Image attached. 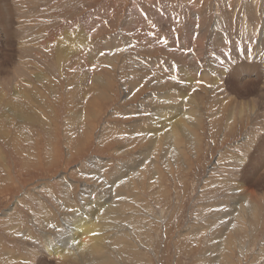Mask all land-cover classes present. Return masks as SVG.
Instances as JSON below:
<instances>
[{
  "label": "rangeland",
  "instance_id": "374dc122",
  "mask_svg": "<svg viewBox=\"0 0 264 264\" xmlns=\"http://www.w3.org/2000/svg\"><path fill=\"white\" fill-rule=\"evenodd\" d=\"M189 1L34 0L12 12L27 22L15 17L0 33V264H39L44 242L63 238L60 224L69 229L75 209H91V189L105 198L112 190L118 202L112 217L98 215L110 222L105 239L60 264H264V187L237 170L258 132L251 116L237 115L228 130L200 94L194 146L156 131L157 114L173 115L158 93L181 87L166 75L158 89L152 64L181 69L191 60L148 41L161 24L169 38L160 16ZM36 30L43 36L29 44Z\"/></svg>",
  "mask_w": 264,
  "mask_h": 264
},
{
  "label": "bare ground",
  "instance_id": "6f19581e",
  "mask_svg": "<svg viewBox=\"0 0 264 264\" xmlns=\"http://www.w3.org/2000/svg\"><path fill=\"white\" fill-rule=\"evenodd\" d=\"M202 1L203 0H198V2L195 1L194 3L193 0H190L188 3L189 6H191V19L193 18L192 21L194 23L187 20V10L189 6H184V9L181 5V9L178 7H175L174 9L169 7L165 11L162 10L165 15L163 14V16H160V19L165 20L166 18L168 19L167 21H170L167 22V24L168 27L171 25L170 31L172 34H170V37L168 38L169 34L166 29L163 28V24H161V26L156 25V28L158 27V29H156L157 32H155V36H151L148 41L149 49L157 50L160 47V39H162L165 42V45L163 46H166L168 42L170 47L178 48L175 49L174 52L180 60H191L190 65L188 66L181 63V69L176 68L177 63H168L164 66H159V63L154 61L152 64L153 71H156V73L154 72L153 74L154 83L157 84L156 87H158V89L164 84L166 75L171 76V80L174 79L173 81H177V84H180L181 87V89H178L180 90L179 92H176V89H171L167 92L166 96H162L160 92L158 93V97L162 98L166 104H169L168 106L172 107L169 108L170 111L168 115L170 116L172 113L173 115L171 119L165 122V112H163L164 117L161 116L162 112H160L161 114H157V125L159 128L156 131L167 127V134H171L168 138L174 143V145L179 144L178 142H180L181 138H186L188 140L190 139L194 146L196 142L195 140L193 141V135L196 133L201 122L200 94H207L211 97L210 101L214 103L212 105L214 108L213 120L217 121L219 120V117L225 115L224 125L228 130L234 127L237 115L251 116L252 124L258 132L255 135L252 134L253 139H251V143L246 144L244 147V154L240 156L241 160L238 161L240 166L237 167V170H240L239 174L242 176H240L241 179L250 182V186L255 183L254 185H256V187L260 185L261 188H263L264 0H219L211 6L212 8H209V3L206 4L207 2L205 3ZM33 2L34 0H0V33H7L10 31L11 27H14L12 19L15 17H17V23L19 26L21 24L24 25L27 21H21L22 17L19 14L14 16L12 12L16 11V7H25L26 5L33 4ZM203 5H206L205 8ZM223 5H225V8ZM204 9L206 10L205 13ZM184 13L186 15V21L182 20L184 19V17L182 18ZM160 19L158 22H161ZM144 22L146 24V21ZM38 31L36 30L32 33L33 36L30 38L29 44L34 42L36 44L39 42V39L43 34L41 36V33ZM23 33L25 32L21 33V42L24 39L22 36ZM193 35H195L196 39H192ZM143 37H141V39ZM110 43V40H105L103 42L104 47L107 48ZM19 46L21 48V46L25 47L26 45L19 43ZM29 47L34 48L36 46L30 45ZM168 49V46L163 47L165 53ZM6 57L7 54L5 52L0 54L1 61ZM1 61L0 63L3 62ZM20 67L23 66L20 65ZM169 72H171V74H169ZM163 80L164 82L161 84ZM172 87H175L173 83L171 85V88ZM3 95L0 93V97ZM248 138L247 134L244 138V143L247 142ZM165 143V148H169V146L172 147L171 143L166 141ZM250 179H252V181H249ZM86 191L88 192V190ZM90 192L92 197H89L87 201L90 203V208H94V210L91 211V209L89 210L88 208V210H86L85 206V210L82 212L75 209L74 211H76L77 214H72L73 218L69 219V222H71V225H68L69 229H67L66 225L67 219L66 222L64 220L62 224L58 223L60 224V228L63 229V231L60 232V234L63 235V238H58L59 240H56L55 242H44L47 246H45L44 249L40 248L41 250L38 256L39 264L65 263L69 260V257H75V255H78L79 253L83 252L87 255L86 251H88V253L94 251L100 242L104 241L106 236H104L105 226L109 225L110 222H106L105 220L100 223L101 220H99L100 218H98V215L101 216V214H104L106 217L113 216V210L110 211L111 207L109 209V206L113 205L112 202H117L115 200L116 195L112 194V190L110 192L111 195L107 196V198L98 193L95 195L94 189H91ZM250 194L254 193L252 192ZM110 197L111 199H109ZM244 197L247 198V200H252V197L255 198L256 196L248 198L247 195ZM85 201L86 200H84V203ZM116 204H118V202ZM118 208L123 209V207ZM93 211L97 212L96 216H93L95 215ZM106 260L107 259H105V261ZM107 261L111 262L109 260Z\"/></svg>",
  "mask_w": 264,
  "mask_h": 264
}]
</instances>
